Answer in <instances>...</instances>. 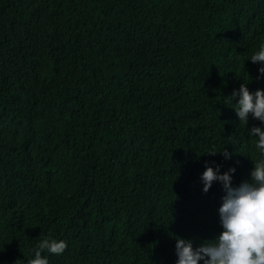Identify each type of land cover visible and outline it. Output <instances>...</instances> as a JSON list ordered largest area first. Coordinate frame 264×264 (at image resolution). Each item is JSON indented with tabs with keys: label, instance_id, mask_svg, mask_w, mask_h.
Listing matches in <instances>:
<instances>
[{
	"label": "trees",
	"instance_id": "trees-1",
	"mask_svg": "<svg viewBox=\"0 0 264 264\" xmlns=\"http://www.w3.org/2000/svg\"><path fill=\"white\" fill-rule=\"evenodd\" d=\"M261 43L264 0H0V264L49 234V264H175L177 237L215 238L225 193L201 176L250 178L264 124L228 97L264 90Z\"/></svg>",
	"mask_w": 264,
	"mask_h": 264
},
{
	"label": "clouds",
	"instance_id": "clouds-1",
	"mask_svg": "<svg viewBox=\"0 0 264 264\" xmlns=\"http://www.w3.org/2000/svg\"><path fill=\"white\" fill-rule=\"evenodd\" d=\"M253 63L264 64V43L250 57ZM258 72L264 74V67ZM249 80V76H248ZM247 80V81H248ZM239 95L235 104L239 122L248 123L249 114L253 119L264 124V90L249 91L246 83H241L238 93L234 89L228 97L230 102ZM249 135L256 137L255 148L258 158L251 159L253 168L250 178L241 181L238 186L232 184L235 167L220 173V165L215 169L205 166L201 179L203 192H207L214 181H219L225 195L218 208L219 223L222 231L213 239L204 240L195 248L191 239L177 237L175 251L178 259L175 264H264V128L252 126ZM212 155L220 152L225 158L233 153L221 149L208 151ZM207 241V242H205ZM68 245L63 239H56L49 234L40 239L34 255L27 259L26 264H49L48 257L43 253L61 255ZM3 246L0 247V251Z\"/></svg>",
	"mask_w": 264,
	"mask_h": 264
}]
</instances>
